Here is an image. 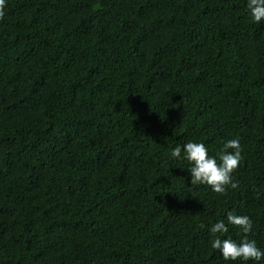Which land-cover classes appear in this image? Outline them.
I'll return each instance as SVG.
<instances>
[{
  "label": "trees",
  "instance_id": "1",
  "mask_svg": "<svg viewBox=\"0 0 264 264\" xmlns=\"http://www.w3.org/2000/svg\"><path fill=\"white\" fill-rule=\"evenodd\" d=\"M247 4L7 0L0 264H264L225 261L209 231L248 215L264 249V21ZM234 138L226 195L171 156Z\"/></svg>",
  "mask_w": 264,
  "mask_h": 264
},
{
  "label": "clouds",
  "instance_id": "2",
  "mask_svg": "<svg viewBox=\"0 0 264 264\" xmlns=\"http://www.w3.org/2000/svg\"><path fill=\"white\" fill-rule=\"evenodd\" d=\"M7 0H0V19L5 15ZM248 9L253 19L260 23L264 21V0H248ZM183 150V157H182ZM243 147L239 138L229 139L215 155H210L208 147L201 142L188 141L176 146L171 152L174 158H183L190 163L189 172L191 185H207L218 194L226 195L229 188L237 189L239 182L233 178V173L244 160ZM227 224L223 221L214 223L209 231L213 235L211 247L219 250L225 261H261L264 260V249L258 246L253 236L254 221L248 215L227 213ZM228 225L238 229L240 239L221 238L228 233ZM203 228L204 225H201ZM220 234V235H217Z\"/></svg>",
  "mask_w": 264,
  "mask_h": 264
}]
</instances>
